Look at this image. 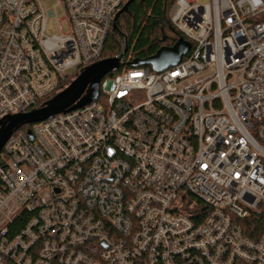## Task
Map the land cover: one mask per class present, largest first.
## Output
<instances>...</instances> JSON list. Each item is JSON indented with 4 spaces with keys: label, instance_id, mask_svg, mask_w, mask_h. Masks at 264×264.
I'll list each match as a JSON object with an SVG mask.
<instances>
[{
    "label": "built area",
    "instance_id": "built-area-1",
    "mask_svg": "<svg viewBox=\"0 0 264 264\" xmlns=\"http://www.w3.org/2000/svg\"><path fill=\"white\" fill-rule=\"evenodd\" d=\"M59 1L68 32L40 0H0V120L100 60L128 0ZM170 20L179 64L119 65L3 144L0 264H264V0H174Z\"/></svg>",
    "mask_w": 264,
    "mask_h": 264
},
{
    "label": "water",
    "instance_id": "water-1",
    "mask_svg": "<svg viewBox=\"0 0 264 264\" xmlns=\"http://www.w3.org/2000/svg\"><path fill=\"white\" fill-rule=\"evenodd\" d=\"M129 2L130 0L116 13L113 28L116 27L119 14L128 9ZM189 48L190 43L180 36L172 46H162L147 58L131 60L129 65L136 67L148 65L153 71L159 72L169 66L179 64L181 57L188 52ZM124 52L125 49L115 57L100 59L82 68L67 86L45 100L39 107L27 112L12 114V116L8 115L0 120V151L6 140L21 126L45 120L54 114L67 112L96 100L99 95L100 80L119 67ZM28 134L31 136L29 131Z\"/></svg>",
    "mask_w": 264,
    "mask_h": 264
},
{
    "label": "trees",
    "instance_id": "trees-1",
    "mask_svg": "<svg viewBox=\"0 0 264 264\" xmlns=\"http://www.w3.org/2000/svg\"><path fill=\"white\" fill-rule=\"evenodd\" d=\"M173 2L174 0H130L128 9L119 14L116 27L111 26L109 30L101 59L119 55L124 47L120 71L129 67V62L133 59H144L156 53L162 46H172L181 36V32L170 20ZM77 72L78 70L74 71V75L66 74L61 86H67ZM41 104L42 102L38 106ZM30 126L23 125L20 129L27 130ZM27 217L23 212L13 220L9 226L12 234L20 231Z\"/></svg>",
    "mask_w": 264,
    "mask_h": 264
},
{
    "label": "rangeland",
    "instance_id": "rangeland-1",
    "mask_svg": "<svg viewBox=\"0 0 264 264\" xmlns=\"http://www.w3.org/2000/svg\"><path fill=\"white\" fill-rule=\"evenodd\" d=\"M40 1L42 3L43 7L45 8V10L51 9L54 12V15L56 17H58L59 19H61V25H62V28L64 29L63 31L68 32V23H67V20L65 18V12H64L63 6L61 4V1H59V0H40ZM197 1L200 3L201 2L206 3L209 0H197ZM47 28H48V31L51 30L52 33H58L59 32L57 24L55 23V21H52L51 18L47 19ZM71 73L73 74L74 70H70L69 74H71Z\"/></svg>",
    "mask_w": 264,
    "mask_h": 264
}]
</instances>
